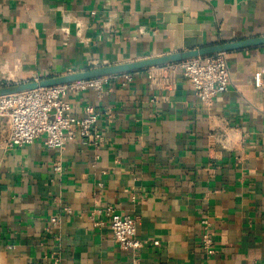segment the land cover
I'll return each instance as SVG.
<instances>
[{
    "label": "crops",
    "instance_id": "obj_1",
    "mask_svg": "<svg viewBox=\"0 0 264 264\" xmlns=\"http://www.w3.org/2000/svg\"><path fill=\"white\" fill-rule=\"evenodd\" d=\"M262 35L264 0H0V80ZM224 54L230 86L210 104L169 65L69 92L100 141L8 149L0 118V264H264V45ZM105 207L142 247L118 246Z\"/></svg>",
    "mask_w": 264,
    "mask_h": 264
},
{
    "label": "built area",
    "instance_id": "obj_2",
    "mask_svg": "<svg viewBox=\"0 0 264 264\" xmlns=\"http://www.w3.org/2000/svg\"><path fill=\"white\" fill-rule=\"evenodd\" d=\"M180 69L200 102L210 104L230 86V75L224 53L187 59L168 64ZM130 80V73H123ZM111 76H101L68 84L41 87L34 90L0 96V118L7 125V135L3 141L6 148L21 147L42 136L43 143L53 149H60L66 143L79 140L85 144L100 141L101 136L95 128L97 113L86 110L84 117L72 114L67 95L72 91L94 90L103 92ZM255 85L260 84V74L254 75ZM54 170H60L56 163ZM108 226L113 239L123 250H137L143 243L136 238L135 220L128 215H120L105 207ZM205 232L201 243L208 254L213 253L206 219L202 220ZM157 244L156 241L153 242ZM56 261V259H54Z\"/></svg>",
    "mask_w": 264,
    "mask_h": 264
},
{
    "label": "water",
    "instance_id": "obj_3",
    "mask_svg": "<svg viewBox=\"0 0 264 264\" xmlns=\"http://www.w3.org/2000/svg\"><path fill=\"white\" fill-rule=\"evenodd\" d=\"M260 45H264V35L239 41L219 42L209 45H202L200 40H195L192 43H185L182 45V47H178V49L185 48L183 50L179 49L178 51L164 55L147 57L134 61L101 65L66 74L51 75L18 82L4 83L2 80H0V96L16 94L41 87L68 84L101 76L131 73L149 67L168 65L187 59L203 57L217 53H227L234 50Z\"/></svg>",
    "mask_w": 264,
    "mask_h": 264
},
{
    "label": "rangeland",
    "instance_id": "obj_4",
    "mask_svg": "<svg viewBox=\"0 0 264 264\" xmlns=\"http://www.w3.org/2000/svg\"><path fill=\"white\" fill-rule=\"evenodd\" d=\"M4 83H11V82H18L17 80H5V81H3Z\"/></svg>",
    "mask_w": 264,
    "mask_h": 264
}]
</instances>
